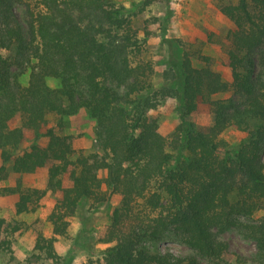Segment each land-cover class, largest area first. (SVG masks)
Wrapping results in <instances>:
<instances>
[{
	"label": "trees",
	"instance_id": "trees-1",
	"mask_svg": "<svg viewBox=\"0 0 264 264\" xmlns=\"http://www.w3.org/2000/svg\"><path fill=\"white\" fill-rule=\"evenodd\" d=\"M220 11L234 25L226 47L232 81L210 58L199 56L204 66L196 67V54L163 38L157 87L153 64L142 58L150 33L141 39L114 0H0V181L18 177L0 196H17L21 215L48 191L59 195L49 215L53 236L37 235L25 264L59 263L56 242L71 219L85 203L113 197L100 239L110 246L97 264H264V0ZM224 94L234 98L216 99ZM166 99L180 121L169 135L159 116ZM201 106L214 116L209 126L194 120ZM81 110L96 123L91 152H78L72 136L49 125L54 117L62 130ZM230 130L244 135L236 145L224 138ZM45 168L46 190L23 186V176ZM21 230L0 218V256L12 254ZM228 231L256 252L232 259L220 238ZM167 237L190 252H165L159 243Z\"/></svg>",
	"mask_w": 264,
	"mask_h": 264
},
{
	"label": "rangeland",
	"instance_id": "rangeland-1",
	"mask_svg": "<svg viewBox=\"0 0 264 264\" xmlns=\"http://www.w3.org/2000/svg\"><path fill=\"white\" fill-rule=\"evenodd\" d=\"M114 1L118 6L126 8V15L132 19L133 28L141 39H145L146 33H150L142 58L153 64L155 86H161L163 83L165 70L163 62L168 54L167 46L162 43L163 38L178 41L182 51L188 50L196 54L193 57L196 67L204 66L199 56L210 58L212 68L226 81H232L227 67L226 47L227 34L234 25L223 16L220 8L230 2L235 3L236 0H154L148 7L144 6L145 0ZM178 51H181L180 48ZM27 78L28 74H25L20 80L26 84ZM49 84L52 87H58L56 81H51ZM229 98L234 97L231 94L216 97L223 100ZM175 108V102L172 99H166L159 110L161 132L164 135H169L180 122ZM194 120L200 126H209L213 123L214 116L207 107L201 106ZM56 122L57 120L51 117L50 127H54L59 133L72 136L74 147L78 152H91L97 149L96 123L84 110L66 117L62 130L56 126ZM243 137V134L235 130L224 134V138L233 145H236ZM17 178L12 176L6 181H0V189L16 186ZM21 179L24 187L46 190L47 168L35 174L23 176ZM58 198V193L48 191L32 211L16 215L17 196H0V218L13 224L19 223L22 228L12 237V254H2L0 264H25L26 259L34 253L37 235L42 234L47 238L53 236L49 215ZM117 204L118 200L115 197L97 207L85 203L78 214L71 219L68 236L59 238L56 242V252L60 257V262L57 264H97V260L110 246L100 242V239L110 223L111 214ZM220 238L229 243L232 259L239 256L251 257L256 252L254 243L242 237L237 231L220 234ZM159 246L165 252L178 256H184L190 252L185 245L172 237L163 239Z\"/></svg>",
	"mask_w": 264,
	"mask_h": 264
}]
</instances>
